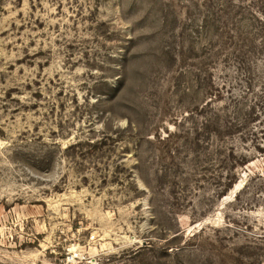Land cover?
Masks as SVG:
<instances>
[{
    "label": "rangeland",
    "instance_id": "obj_1",
    "mask_svg": "<svg viewBox=\"0 0 264 264\" xmlns=\"http://www.w3.org/2000/svg\"><path fill=\"white\" fill-rule=\"evenodd\" d=\"M0 264H264V0H0Z\"/></svg>",
    "mask_w": 264,
    "mask_h": 264
}]
</instances>
